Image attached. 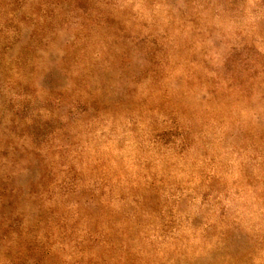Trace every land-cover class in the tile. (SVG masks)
I'll return each instance as SVG.
<instances>
[{
    "label": "rangeland",
    "instance_id": "374dc122",
    "mask_svg": "<svg viewBox=\"0 0 264 264\" xmlns=\"http://www.w3.org/2000/svg\"><path fill=\"white\" fill-rule=\"evenodd\" d=\"M0 264H264V0H0Z\"/></svg>",
    "mask_w": 264,
    "mask_h": 264
}]
</instances>
